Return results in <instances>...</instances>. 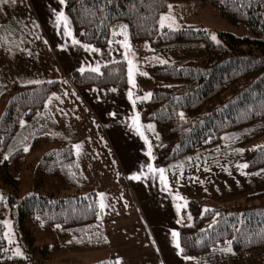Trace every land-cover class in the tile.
I'll return each mask as SVG.
<instances>
[{"label":"rangeland","instance_id":"1","mask_svg":"<svg viewBox=\"0 0 264 264\" xmlns=\"http://www.w3.org/2000/svg\"><path fill=\"white\" fill-rule=\"evenodd\" d=\"M169 6L159 17V30L190 26L211 31V38L217 32L248 34L244 25L230 24L213 7L194 1ZM60 13L63 19H58ZM118 24L121 26L110 31L107 44L95 47L74 38L61 0L0 3V95L4 93L0 96V119L12 94L7 91L12 84L57 81L58 86L48 97L53 114L40 116L39 127L34 128L39 133L37 144L23 157L14 175L18 180L17 194L41 190L59 196L74 193L72 187L49 176V169L56 162L55 154L51 160H42L44 153L70 144L83 177L80 193H96L106 237L104 247H76L71 243V235L55 227L52 236L37 244L45 246L48 253L36 252L33 262L264 264V250L236 255L227 244L208 254L182 256L177 247L178 230L191 220L186 210L188 201L200 202L202 208L230 207L264 188V168L247 171L241 167L245 162L244 149L264 145V121L230 132L215 147L167 167L154 166L160 137L152 122L139 118L148 94L158 85L149 76L148 68L198 58L204 55L203 46L197 42L151 47L147 42H131L125 26ZM119 61H124L127 68L122 89L93 86L78 89L71 83L74 72L99 71L102 66ZM68 85L74 87L73 92ZM22 88L16 86L13 91ZM22 124L23 121L19 126ZM41 165L43 174L38 170ZM135 176L140 179H133ZM11 191L0 181V199L6 200ZM5 205L1 219L4 238L14 255L23 256Z\"/></svg>","mask_w":264,"mask_h":264},{"label":"trees","instance_id":"2","mask_svg":"<svg viewBox=\"0 0 264 264\" xmlns=\"http://www.w3.org/2000/svg\"><path fill=\"white\" fill-rule=\"evenodd\" d=\"M190 1L213 7L230 24L244 25L248 34L217 32L213 40L211 31L190 26L159 30V17L170 4ZM63 3L74 38L91 46L107 44L112 28L121 26L118 23L125 26L129 40L135 43L147 42L151 47L202 44L203 56L148 68L149 76L158 85L144 102L139 118L152 122L160 137L154 166L165 167L203 152L220 143L224 135L264 121V0H63ZM126 79V64L119 61L102 66L99 71L74 72L71 83L78 89L91 86L122 89ZM56 85L57 81H46L12 84L7 89L12 94L0 119V181L13 192L8 193L6 200L0 199V264L26 261L36 264L33 262L36 252L48 253L45 246L37 244L52 236L55 227L73 237V246L106 245L97 195L94 191L80 193L83 177L70 144L62 143L44 153L42 160H51L55 154L56 162L49 169V176L72 187L74 193L59 196L41 190L17 194L18 180L14 175L23 157L37 144L39 133L34 128L39 127L40 116H48L46 100ZM16 86L23 88L13 91ZM21 121L24 124L20 127ZM243 157L248 165L245 170L264 168V145L244 149ZM38 170L43 174L42 165ZM5 204L23 256L14 255L4 238L1 219ZM205 206L202 208L195 200L187 203L191 220L177 233L182 256L208 254L227 244L236 255L264 250V188L230 207Z\"/></svg>","mask_w":264,"mask_h":264},{"label":"snow or ice","instance_id":"3","mask_svg":"<svg viewBox=\"0 0 264 264\" xmlns=\"http://www.w3.org/2000/svg\"><path fill=\"white\" fill-rule=\"evenodd\" d=\"M7 2H8V0H0V3H7ZM13 2H14V0H13ZM61 3H63V0H61ZM169 7H171V6H169ZM58 19H63V13H60V14H59ZM163 21H164V18H162V20H161V27L164 26ZM169 27H170V25H169ZM69 35H70V33H69ZM212 39L215 40L216 37L213 36ZM130 63H131V62H130ZM94 71H98V69H94ZM129 95H131V93H129ZM148 95H151V94H148ZM144 98L147 99L148 96H145ZM24 150H25V151H28L27 148H25ZM247 166H248L247 164H244V165H242L241 167H245V168H246ZM160 171L163 172V169H161ZM133 179H137V180H138V179H140V177H139V176H135V177H133ZM206 211H207V210H206ZM173 235L175 236L176 234L173 233ZM177 247H179V245H177ZM228 250L230 251V249H228Z\"/></svg>","mask_w":264,"mask_h":264},{"label":"crops","instance_id":"4","mask_svg":"<svg viewBox=\"0 0 264 264\" xmlns=\"http://www.w3.org/2000/svg\"><path fill=\"white\" fill-rule=\"evenodd\" d=\"M125 28V27H124ZM125 31H126V33H127V30H126V28H125ZM59 85V84H58ZM58 87V86H57ZM56 87V88H57ZM73 86L72 85H68V87L67 88H69V90H71L72 92H73V88H72ZM55 88V89H56ZM58 89V88H57ZM153 89V88H152ZM62 90V89H61ZM61 90H60V92H61ZM60 94V93H59ZM51 95V94H50ZM52 96V95H51ZM50 97V96H49ZM67 106V105H66ZM59 107H61L62 108V106H60L59 105ZM63 107H65V104H64V106ZM50 108H51V105L49 104V101H48V98H47V100H46V104H45V110H46V113H48L47 115L50 117V115L51 114H53L52 113V111L50 110ZM52 125H54V124H52ZM171 165V164H170ZM167 166H169V165H167ZM167 166H165V167H167ZM210 201V200H209ZM187 210V209H186ZM188 212V211H187Z\"/></svg>","mask_w":264,"mask_h":264}]
</instances>
